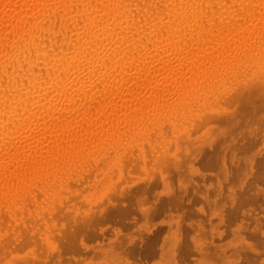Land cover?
Here are the masks:
<instances>
[{
	"label": "bare ground",
	"instance_id": "6f19581e",
	"mask_svg": "<svg viewBox=\"0 0 264 264\" xmlns=\"http://www.w3.org/2000/svg\"><path fill=\"white\" fill-rule=\"evenodd\" d=\"M263 36L264 0H0V225L8 218L4 209L13 213L10 217L17 215L29 205L27 199L35 201L37 191L47 196L61 184H82L86 175L91 182L108 164L120 168L134 158L143 161V146L153 150L148 136L152 130H182L184 141L192 128L220 120L213 109L221 102L233 106L227 117L231 123L237 116L251 118L256 103L264 101V45L258 44ZM153 115L156 124L148 131ZM161 148L160 153L152 151L153 160L167 163V149ZM147 193L144 186L118 192L120 205L110 208L107 217L125 228L133 201L139 204ZM53 212L60 210H48L49 220ZM139 212L149 216L148 208ZM98 214L88 221H96ZM82 225L88 226L85 221ZM74 237L66 234L67 248ZM139 247L125 251L120 244L123 264H139L127 258L131 252L139 260ZM144 247L148 250V243Z\"/></svg>",
	"mask_w": 264,
	"mask_h": 264
},
{
	"label": "rangeland",
	"instance_id": "374dc122",
	"mask_svg": "<svg viewBox=\"0 0 264 264\" xmlns=\"http://www.w3.org/2000/svg\"><path fill=\"white\" fill-rule=\"evenodd\" d=\"M261 39L263 41L260 40L258 44L263 47L264 36L263 38L261 37ZM263 93L264 90L260 92L262 97L264 96ZM256 104L258 109L256 108L251 118L237 116L236 121L233 123L227 118L233 106L226 102H221L218 106L215 105V109L213 110L220 113V120L211 121L198 128H192V130L188 131L189 136H187V139L184 141V138H182V135H184L182 130L177 132V129L170 130L164 125L163 133H153V130L149 132L150 134H148V136L151 139V147H153L152 149L154 151L149 150V147L147 149V146L144 145L143 161L139 160V158H134L128 164L124 163L125 165L123 164L120 168L115 164H108L109 167L103 166L97 171L91 182L88 181L89 179L86 175L87 179L84 178L83 182L88 181L87 183L82 182L83 185H77L70 181L71 183L67 186L61 184L62 188L55 187L54 193L48 194L47 196L44 195V191H42L43 194L37 191V193H35V196H37L35 197V201L27 199L29 200L27 201L29 205L26 202V207H22L21 212L17 213V215H12V217H10V215L13 213L9 211L6 212L4 209L5 216H8V218L6 217L4 219L8 221L6 222L4 220L5 224L2 226L0 225V250L2 249L0 251V264H123L125 263L123 261L124 253L120 248V244H123L125 251L130 250L129 248H137V246L140 245V252L137 257L139 260H136V256L131 254V252L127 253L129 261H135L139 264H178L179 262L183 264V261L184 264H224L225 262V264H258V262H260L259 264H264V184H261V182L264 183V172H262L264 171V101L261 103L257 102ZM158 113H160V111L156 114L157 118L161 115ZM154 116L155 115L152 116L151 120L148 119V131L149 128L152 129V127H154L152 124H156L155 121V123H152ZM165 130L169 134L166 132V135ZM162 134L165 136H162ZM169 137H171V140ZM125 138L128 137L126 136ZM161 144L162 148H166L168 152L167 163L153 160L155 159L153 155L158 149L160 151ZM155 147H158L157 150H155ZM145 150L147 152H145ZM133 151L136 152L135 149ZM152 151L154 153H152ZM148 152L152 153L150 154L151 157H147V155L150 156ZM132 162H135V164ZM229 162L230 165L228 164ZM146 164H149L152 169ZM130 165H133L131 166L133 168H131ZM153 167L155 168L153 169ZM102 173H105L103 174L104 176ZM98 175L99 178L97 177ZM106 178L108 180H106ZM249 178H251V182ZM254 178L257 179L255 180ZM241 179H243V181ZM104 180L108 183L103 184V182H105ZM146 180H148V182ZM191 182H193L192 186H187L191 185ZM84 184H86V186ZM74 185L78 187L76 188ZM90 185L92 188H90ZM142 186H144V188L148 187L147 197L139 198V204L133 201L134 204L131 205L133 211L125 218V228L115 223L113 221L115 218L107 217V212L120 205L121 200L118 196V192L121 191L127 194L135 192L136 188ZM127 187L129 189H127ZM245 187H248L249 190ZM69 188L71 190H69ZM226 188L228 190H226ZM253 188L255 190L252 191ZM39 189V191L43 190L41 187H39ZM245 189L247 191H245ZM97 190L98 196L96 195ZM158 190L160 191L158 192ZM67 192H70V195L67 194ZM237 192L240 193L238 194ZM242 193H244L245 196ZM249 193L254 196L252 199L253 201L250 199L253 196ZM95 195L97 198H95ZM49 196H51V200H49ZM247 197V201L246 199H242ZM62 198L64 200H62ZM93 199H95V201ZM230 199L232 200L230 201ZM228 201H230V204ZM91 203L93 207L90 209L89 207L92 206ZM158 204H163V208L159 210L155 209V206ZM21 205L24 206L25 204L21 202ZM87 205L88 207H86ZM229 205L233 208L227 209ZM139 208H148L149 216L147 217V215L141 214ZM152 208H154L155 211ZM245 208L247 209L245 210ZM48 210L49 212L50 210H60V213L53 212L54 214H52L51 220H49L50 218L48 219V217L50 216L48 215ZM227 210L231 211L228 212ZM98 212L99 216L97 220L89 222L88 219H91V217ZM38 215L43 219L40 220ZM54 215L57 217L54 218ZM14 216L17 218L13 219ZM12 219L14 220L13 222ZM56 219H58V222ZM42 220L46 221L43 222ZM83 221L88 225L85 228H83L82 225ZM207 221H209L208 224ZM231 221L233 223H231ZM22 222H24V224ZM192 222L195 224L192 225ZM68 225L69 227H67ZM207 225L209 226L207 227ZM72 226H75V228ZM50 227L51 230L48 229ZM207 228H210L209 232ZM31 229L34 231L32 232ZM259 231L261 235H259ZM71 233L75 235L73 238L74 241L71 242L72 244L68 245L69 248H67L66 245H64L68 242L66 234ZM17 234L19 236H17ZM25 236H32L35 240H31L32 237L27 238ZM57 238L58 242L55 240ZM209 238H211V240H209ZM41 239L44 242L41 241ZM80 239L83 245L79 244ZM33 243H35L36 248L33 246ZM146 243H148V250L144 247ZM13 244H15V246ZM211 247H213L212 249L214 251ZM39 248H43L44 250H39ZM219 248L220 250H218ZM142 250H144V253ZM186 250H188V253ZM57 251L59 253H57ZM140 254L143 256H140ZM260 255H262V258ZM93 256L97 258H93ZM109 257H111L112 260ZM219 258H221V260ZM94 260L95 262H93Z\"/></svg>",
	"mask_w": 264,
	"mask_h": 264
}]
</instances>
